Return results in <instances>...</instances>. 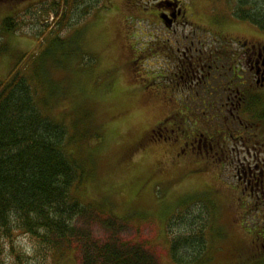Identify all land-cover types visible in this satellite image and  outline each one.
Masks as SVG:
<instances>
[{
    "label": "rangeland",
    "instance_id": "1",
    "mask_svg": "<svg viewBox=\"0 0 264 264\" xmlns=\"http://www.w3.org/2000/svg\"><path fill=\"white\" fill-rule=\"evenodd\" d=\"M53 1L59 0H0V27L9 17L19 23L13 33L0 29V43L8 47L0 56V80L16 63L30 75L33 62L45 51H56L49 41L57 25L48 17L51 25L46 31L47 17L41 10ZM157 1L80 0L64 23L63 49L73 53L66 59L58 57L65 68L52 75L59 83L51 112L63 118L71 135L77 136L84 128L96 133L83 138L81 148L74 151L83 166L74 198L119 223L123 240L143 245L158 264H175L169 256L170 241L176 231L184 230L175 220L177 215L204 216L213 209L216 215L208 216L207 230V252L210 247L212 251L205 264H246L240 261L253 250L242 249L241 243L246 242L250 226L241 220L240 209L232 208V191L242 185L230 160L236 161L243 143L263 140L264 130L258 129L261 124L257 127L250 113H241L235 122L229 117L203 116L206 109H217L224 101L209 100L211 90L200 86L193 91L188 85L175 86L179 81H170L173 76L166 66L174 62L175 41L190 37L189 33L205 30L204 45H211L210 41L218 39V29L222 33L234 30L247 38L261 32L235 20L234 0H178L181 15L173 27L176 32H169L155 17ZM86 7H94L87 17L83 15ZM258 99L256 114L264 109L263 97ZM164 122L168 129L184 131L183 138L181 132L168 133L169 141L152 138L156 135L152 131ZM244 125L252 133H244ZM192 137L223 145L222 152L213 160L191 154L190 147L186 154L177 155L173 144L179 147ZM215 228L224 238L214 234ZM90 229L96 240L104 241L106 231L98 222L90 224ZM15 242L26 256L23 264H80L79 254L72 249L57 253L51 262L43 260L31 238L19 233ZM4 261L12 264L6 256Z\"/></svg>",
    "mask_w": 264,
    "mask_h": 264
},
{
    "label": "trees",
    "instance_id": "2",
    "mask_svg": "<svg viewBox=\"0 0 264 264\" xmlns=\"http://www.w3.org/2000/svg\"><path fill=\"white\" fill-rule=\"evenodd\" d=\"M79 2L59 0L42 6V16L47 17L46 31L51 25L48 17H53V24L57 25L50 32H55V36L49 41L56 51H45L39 59L42 61L33 62L30 75L19 70L16 63L0 80V264H6L5 256L12 264L25 261L26 256L15 242L19 233L37 242L36 250L46 261L52 262L57 253L72 249L79 254L80 264H158L143 245L123 240L119 223L103 218L101 211L95 212L74 198L73 188L83 167L74 151L81 148L83 138L96 133L84 128L77 136L69 134V125L51 110L57 104L59 83L52 75L65 68L58 57L66 59L73 53L63 49L65 41L60 36L71 9ZM231 6L236 21L264 33V0H234ZM93 8L86 7L83 15L87 17ZM18 24L9 17L0 29L5 34L13 33ZM40 35L42 39L43 32ZM7 49L0 43V56ZM258 105L255 96L253 117L261 124L264 110L256 114ZM71 125L73 128L75 123ZM214 214L212 209L204 216L177 215L175 220L184 230L176 231L170 241L169 256L175 264L207 263L212 251L210 247L207 252L208 216L215 218ZM93 222L106 231L104 241L94 238L90 229ZM213 232L224 238L218 228ZM183 251L190 256H183Z\"/></svg>",
    "mask_w": 264,
    "mask_h": 264
},
{
    "label": "flooded vegetation",
    "instance_id": "3",
    "mask_svg": "<svg viewBox=\"0 0 264 264\" xmlns=\"http://www.w3.org/2000/svg\"><path fill=\"white\" fill-rule=\"evenodd\" d=\"M154 7L157 22L165 25L163 18H166L171 22L166 27L167 31L175 33L176 30L173 27H175L182 11L178 0H159L155 2ZM232 24L235 27V23L232 22ZM241 25H246V23H241ZM204 33L205 30H200L198 34L189 33L190 37L187 35L182 37L181 42L175 41L177 45L173 50L176 53L173 57L174 62H169L166 66L173 76L170 81L178 80L179 82L176 81L175 86L188 85L191 91L199 86L204 90H211L209 100L224 101L217 109L214 106L211 107L212 110L206 109L202 112L203 116L229 117L233 118L235 122L241 113L254 115V93H256V97L264 99V33L255 36L253 34L251 37H257L254 40L251 37H240L237 34L242 33H237L234 30L222 33L218 29L215 32L218 39L210 41L211 45H204L206 43ZM173 91L175 92V89ZM223 92L225 94L222 95ZM177 112H180L179 115H185L179 110ZM238 123L241 124L240 121ZM258 123L257 121L256 125ZM165 124V122L162 123L152 131L157 135H152V138L159 136L160 139L169 141L171 137L168 136V133L177 132L178 134L181 132L182 138L185 135V132L180 128L168 129ZM238 129L240 128L238 127ZM243 129L244 133L253 131L248 125H244ZM258 129L264 130V118ZM194 137L189 143L183 141L179 147H175L176 143L173 144L177 155L186 154V150L190 147L191 154L203 160H213L217 154L222 152L223 145H212L211 142L208 143L206 139L201 138L197 141ZM174 141L176 142L175 139ZM242 148L241 152L236 153V161L230 160L235 175L239 177V182L242 185L240 187L237 184L236 189H233L231 201L234 202L232 208L236 211L240 209L241 220L250 226L245 233L246 242L242 241L241 245L243 248H251L253 251L251 255L240 262L264 264V139L245 142L242 144ZM220 161L222 160L219 159ZM233 195L237 197L236 201Z\"/></svg>",
    "mask_w": 264,
    "mask_h": 264
},
{
    "label": "water",
    "instance_id": "4",
    "mask_svg": "<svg viewBox=\"0 0 264 264\" xmlns=\"http://www.w3.org/2000/svg\"><path fill=\"white\" fill-rule=\"evenodd\" d=\"M163 19H164L166 27H168L171 22L169 20H167L166 18H163Z\"/></svg>",
    "mask_w": 264,
    "mask_h": 264
},
{
    "label": "bare ground",
    "instance_id": "5",
    "mask_svg": "<svg viewBox=\"0 0 264 264\" xmlns=\"http://www.w3.org/2000/svg\"><path fill=\"white\" fill-rule=\"evenodd\" d=\"M245 101V100H244Z\"/></svg>",
    "mask_w": 264,
    "mask_h": 264
}]
</instances>
